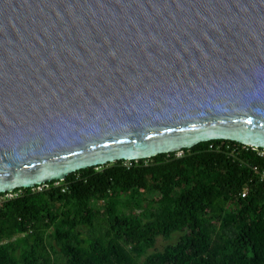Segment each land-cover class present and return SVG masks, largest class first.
Wrapping results in <instances>:
<instances>
[{
    "label": "water",
    "instance_id": "95a60500",
    "mask_svg": "<svg viewBox=\"0 0 264 264\" xmlns=\"http://www.w3.org/2000/svg\"><path fill=\"white\" fill-rule=\"evenodd\" d=\"M213 140L264 150V0H0V194Z\"/></svg>",
    "mask_w": 264,
    "mask_h": 264
},
{
    "label": "trees",
    "instance_id": "16d2710c",
    "mask_svg": "<svg viewBox=\"0 0 264 264\" xmlns=\"http://www.w3.org/2000/svg\"><path fill=\"white\" fill-rule=\"evenodd\" d=\"M182 151L16 189L0 207V264H264V184L253 171L264 168V150L213 140ZM124 190H157L161 199L138 223L115 204ZM177 231V243L140 261Z\"/></svg>",
    "mask_w": 264,
    "mask_h": 264
},
{
    "label": "rangeland",
    "instance_id": "374dc122",
    "mask_svg": "<svg viewBox=\"0 0 264 264\" xmlns=\"http://www.w3.org/2000/svg\"><path fill=\"white\" fill-rule=\"evenodd\" d=\"M235 146V145H234ZM184 154L183 151H178L175 152V155L177 157H180ZM151 162L150 160L146 161ZM126 165H131V163L129 161H127V163H125ZM59 183H56V186H58ZM48 188V186H41V187H36L34 189L36 190H41L44 188ZM21 192H17V193H7L6 195L0 197V202L1 201H6L8 199H11L13 197H16L18 195H20ZM161 199V194L159 193V191L157 190H137V191H131V190H124L121 193V196L116 198L115 204L119 207V209H121L122 211H124L126 214H128V216H136L137 218V222L138 223H142L144 220L141 216V213L145 210V209H151L155 206L158 205V201ZM107 199H96L95 200V209L96 212L98 210H100L102 213L104 212L103 206L104 204L106 205ZM138 204H140V206H138ZM81 231H84L86 234H88V232L86 230H84L83 228L81 229ZM184 234V232H180L177 231L175 232L171 238L167 239L163 236H159L157 238V242L155 244L154 247L150 248V249H146L144 254H142V256L140 257V261L144 262L146 257L154 252L157 251H163L164 248L168 245L171 244H175L179 241L180 237ZM24 236V235H16L14 238H12V240H16L17 238ZM52 240L48 239L47 242L51 243ZM112 263L114 264H118L117 262H115L114 260H112Z\"/></svg>",
    "mask_w": 264,
    "mask_h": 264
},
{
    "label": "built area",
    "instance_id": "2783aa9c",
    "mask_svg": "<svg viewBox=\"0 0 264 264\" xmlns=\"http://www.w3.org/2000/svg\"><path fill=\"white\" fill-rule=\"evenodd\" d=\"M222 146V145H221ZM220 146V147H221ZM246 146V145H245ZM228 147H230V145L228 146ZM211 148H214V145H211ZM237 148H239L238 146H235V150L237 149ZM254 148V147H253ZM260 155L261 156H264V151L263 152H260ZM253 171L255 172V174H257L258 175V177H259V179H260V181L264 184V168H260L259 166H254L253 167ZM46 185V184H45ZM44 186V185H43ZM39 187H41V186H39ZM41 190H43V189H41ZM248 189H245L244 191H243V193H242V196L243 197H246L247 195H248ZM6 195V194H5ZM2 197V196H1ZM1 199V198H0ZM5 201V200H4ZM4 201H1L0 202V207H1V205H2V203L4 202Z\"/></svg>",
    "mask_w": 264,
    "mask_h": 264
}]
</instances>
